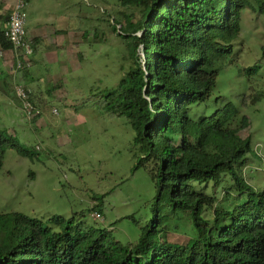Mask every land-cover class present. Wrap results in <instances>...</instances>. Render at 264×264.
<instances>
[{"label": "trees", "instance_id": "16d2710c", "mask_svg": "<svg viewBox=\"0 0 264 264\" xmlns=\"http://www.w3.org/2000/svg\"><path fill=\"white\" fill-rule=\"evenodd\" d=\"M119 1L130 12L109 14L108 21L127 40L134 61L106 92L107 107L131 123L143 154L138 166L149 168L157 200L166 198L174 212L188 214L196 235L185 245L162 240L159 215L138 241L122 244L107 228L74 216L43 221L21 213L0 214V264H264V189L255 188L241 171L250 164V155L257 156L250 137L240 134L250 119L232 102L208 116L194 117L190 110L210 100L220 65L233 61L242 12L252 3ZM255 2L252 7L264 13V0ZM9 16L0 10V52L13 57L5 34ZM140 47L144 62L137 55ZM30 68L32 64L16 70L28 75ZM257 69L254 65L245 73ZM30 82L15 86L31 89L35 106L37 94ZM259 94L253 101L263 96ZM9 135L0 131V172L7 145H12ZM193 182L212 183V192L195 190ZM222 192L227 199L220 201ZM211 208L209 218L205 214Z\"/></svg>", "mask_w": 264, "mask_h": 264}, {"label": "rangeland", "instance_id": "374dc122", "mask_svg": "<svg viewBox=\"0 0 264 264\" xmlns=\"http://www.w3.org/2000/svg\"><path fill=\"white\" fill-rule=\"evenodd\" d=\"M16 1L0 0V10L10 14ZM26 1L27 37L43 30L49 41L31 56L28 75L16 70L15 56L0 57V131L6 130L12 142L0 172V214L21 213L43 221L74 216L85 224L107 228L122 244L138 241L160 215L162 240L189 243L196 235L191 218L174 212L166 198L157 200L149 168L138 166L143 154L131 123L107 107L106 92L134 61L127 40L113 28L108 15L122 16L130 9L119 0ZM250 2L257 7L255 0ZM252 6L242 12L233 61L220 65L210 100L190 110L194 117L208 116L232 102L249 117L250 126L240 134L250 137L257 156L250 155V164L241 171L262 190L264 13ZM137 55L144 62L142 47ZM254 65L257 72L247 75L245 69ZM29 78V87L37 94L31 121L14 89L16 82ZM257 93L263 96L253 101ZM193 185L197 191L212 192L210 182ZM226 195L222 192L220 201ZM96 211L102 219L92 216ZM213 212L211 208L205 215L212 218Z\"/></svg>", "mask_w": 264, "mask_h": 264}, {"label": "built area", "instance_id": "2783aa9c", "mask_svg": "<svg viewBox=\"0 0 264 264\" xmlns=\"http://www.w3.org/2000/svg\"><path fill=\"white\" fill-rule=\"evenodd\" d=\"M27 6L26 0H17L10 12L9 19L5 25V34L13 46L15 56L16 69L24 68L32 64L31 56L34 53L33 44L27 38ZM120 28V27H119ZM0 52V57L3 55ZM15 94L22 103V110L27 120H31L34 116V104L30 97L31 89L25 88L19 84L15 86ZM95 219H102L103 215L100 211L92 213Z\"/></svg>", "mask_w": 264, "mask_h": 264}, {"label": "crops", "instance_id": "0c3cea01", "mask_svg": "<svg viewBox=\"0 0 264 264\" xmlns=\"http://www.w3.org/2000/svg\"><path fill=\"white\" fill-rule=\"evenodd\" d=\"M47 32H50L49 29H46ZM26 31H27V28H26ZM49 35H47L46 31H38V32H35L34 36L31 37V39H29L28 37V40L34 44V53H37L39 52L40 49H44L47 45L44 44L45 40L49 41V38H48ZM33 41V42H32ZM50 43V42H49ZM48 43V44H49ZM47 55H49L48 51H47Z\"/></svg>", "mask_w": 264, "mask_h": 264}]
</instances>
